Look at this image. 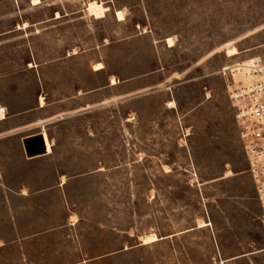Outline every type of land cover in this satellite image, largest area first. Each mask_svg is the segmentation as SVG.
<instances>
[{
	"label": "rangeland",
	"instance_id": "1",
	"mask_svg": "<svg viewBox=\"0 0 264 264\" xmlns=\"http://www.w3.org/2000/svg\"><path fill=\"white\" fill-rule=\"evenodd\" d=\"M251 59L264 0H0V107L53 144L3 148L28 193H0V264H264L229 100Z\"/></svg>",
	"mask_w": 264,
	"mask_h": 264
},
{
	"label": "built area",
	"instance_id": "2",
	"mask_svg": "<svg viewBox=\"0 0 264 264\" xmlns=\"http://www.w3.org/2000/svg\"><path fill=\"white\" fill-rule=\"evenodd\" d=\"M223 73L231 70L222 68ZM244 79L229 90L246 172L264 225V60L251 59L233 67Z\"/></svg>",
	"mask_w": 264,
	"mask_h": 264
},
{
	"label": "crops",
	"instance_id": "3",
	"mask_svg": "<svg viewBox=\"0 0 264 264\" xmlns=\"http://www.w3.org/2000/svg\"><path fill=\"white\" fill-rule=\"evenodd\" d=\"M43 98L40 97L39 101H40V108H43ZM38 104V103H37ZM35 107V106H34ZM5 106L4 107H0V122L4 123L7 122V120L12 119V118H16L18 121H22V124L13 127V128H8L5 129L2 133H0V156L5 153L6 150H3V148L5 147H12L14 148V152L20 156V161L23 165H28L31 164L33 165L38 159L45 157L47 155H49L52 152V139H51V135L49 134L48 131L45 130V128H38L35 129L34 127H30L28 125H26V120L28 119V114L26 113L29 110H21L18 112H15L13 115H11L10 117H6L5 116ZM31 110V109H30ZM3 114V116H2ZM43 133L46 134L47 139L51 145V152L42 154V155H36L33 157H27L26 152H25V147H24V143L23 141L27 138H30L32 136L38 135V134H42ZM12 136H18L16 138H12ZM44 138V135H43ZM46 143V142H45ZM8 153V152H6ZM3 167L2 170L7 172H13V171H17L18 167L14 166L11 162H3L2 163ZM6 186H3L2 190L0 191L1 194H25L28 193V191H24V190H18V191H14L12 190V186H9V183H6ZM24 188V187H23Z\"/></svg>",
	"mask_w": 264,
	"mask_h": 264
},
{
	"label": "water",
	"instance_id": "4",
	"mask_svg": "<svg viewBox=\"0 0 264 264\" xmlns=\"http://www.w3.org/2000/svg\"><path fill=\"white\" fill-rule=\"evenodd\" d=\"M27 157L46 153L47 146L42 134L27 138L23 141Z\"/></svg>",
	"mask_w": 264,
	"mask_h": 264
},
{
	"label": "bare ground",
	"instance_id": "5",
	"mask_svg": "<svg viewBox=\"0 0 264 264\" xmlns=\"http://www.w3.org/2000/svg\"><path fill=\"white\" fill-rule=\"evenodd\" d=\"M35 1H37V0H35ZM89 10H90L91 12H93V13L99 15V14H102V13H103V11H104V7H102V6L99 5V4H94V5H91V6H90V9H89ZM119 16H120V14H119ZM171 42H172V41H171L170 39H168V43H169L170 45L172 44ZM235 53H236L235 49H231V50L228 52L229 55H230V54H235ZM43 135H44V140H45V142H46V146H47V153H50V152H51V145L49 144L46 135H45L44 133H43ZM153 238H154V237H149V238H147V240H152V241H153ZM154 240H155V239H154Z\"/></svg>",
	"mask_w": 264,
	"mask_h": 264
}]
</instances>
